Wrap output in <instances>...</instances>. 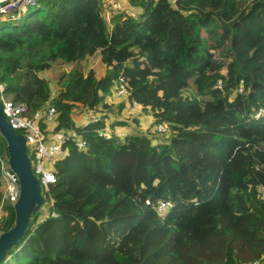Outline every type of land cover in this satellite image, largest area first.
Masks as SVG:
<instances>
[{
  "label": "trees",
  "instance_id": "16d2710c",
  "mask_svg": "<svg viewBox=\"0 0 264 264\" xmlns=\"http://www.w3.org/2000/svg\"><path fill=\"white\" fill-rule=\"evenodd\" d=\"M132 4L136 16L107 19L104 0H43L0 28L6 94L31 112L52 101L56 130L87 142L65 147L45 197L54 202L48 217L35 216L3 264L264 263V199L255 187L264 186V114L256 118L264 112V0ZM96 56L102 76L70 70L52 96L42 73ZM120 77L130 96L111 102ZM130 102L151 109L149 129L140 116L119 119ZM78 109L104 116L81 127ZM107 122L125 139L100 137ZM0 147L8 157L1 136ZM158 201L171 203L163 216ZM7 211L0 232L14 223Z\"/></svg>",
  "mask_w": 264,
  "mask_h": 264
},
{
  "label": "built area",
  "instance_id": "2783aa9c",
  "mask_svg": "<svg viewBox=\"0 0 264 264\" xmlns=\"http://www.w3.org/2000/svg\"><path fill=\"white\" fill-rule=\"evenodd\" d=\"M43 0H0V21L6 20L14 23L24 21L31 11L37 7ZM133 0H104L105 7L110 8L107 11L124 12L136 16L137 7L128 8ZM133 5V4H132ZM134 6V5H133ZM114 95L128 100L130 90L125 78L120 77L115 84ZM221 87V82L219 83ZM243 91L242 89L240 90ZM119 101V100H118ZM2 102V104H1ZM121 102V101H120ZM0 105L2 112L10 123L11 127L19 135H24L28 138L30 146V156L32 158L33 169L36 176L40 179L43 196L50 192V187L57 182L56 165L65 154V147L69 144H74L79 150L87 148V142L83 136L73 129L56 130L57 112L52 105V101L47 103L46 110H38L31 112L30 108L23 103H17L14 99L6 94V87L0 79ZM128 114V118L140 116L149 120L152 124L155 122L153 113L149 107H144L137 102H130L124 116ZM264 112L259 110L256 115L258 119ZM104 113L97 111H89L85 113L83 122L79 126L88 127L91 124L101 122ZM160 134L168 133V126L166 124H158L156 128ZM126 131L118 129L113 132L109 127L108 122L106 128L99 132V136L108 140L114 136L119 137L121 140L125 139ZM8 157H5L2 148L0 147V172L1 181L3 186V199L0 202V225L9 213L7 207H13L20 195V184L17 175L12 171L8 163ZM258 193L264 199V186L256 184ZM53 200L50 204L44 207L46 219L49 207L53 206ZM150 205V202H147ZM171 208L170 202L158 201L153 209L163 216ZM57 216L56 214H53ZM242 264H264L261 261L244 262Z\"/></svg>",
  "mask_w": 264,
  "mask_h": 264
},
{
  "label": "water",
  "instance_id": "95a60500",
  "mask_svg": "<svg viewBox=\"0 0 264 264\" xmlns=\"http://www.w3.org/2000/svg\"><path fill=\"white\" fill-rule=\"evenodd\" d=\"M0 136L6 143L8 163L20 184L19 199L13 206L15 220L8 231L0 232V264L10 250L16 248L29 233L30 223L46 205L40 179L36 176L30 156L29 141L11 127L0 105Z\"/></svg>",
  "mask_w": 264,
  "mask_h": 264
},
{
  "label": "rangeland",
  "instance_id": "374dc122",
  "mask_svg": "<svg viewBox=\"0 0 264 264\" xmlns=\"http://www.w3.org/2000/svg\"><path fill=\"white\" fill-rule=\"evenodd\" d=\"M34 11V9L31 10V12ZM106 16L107 19L110 18V16L112 15V11H106ZM6 24H14V22L11 21H6V20H2L0 21V28ZM204 41L207 44H210L208 42V40L206 39V37H204ZM202 54L206 57L207 56V52L203 51ZM73 69H78L83 73H87L89 70H94L96 72V74L98 76H102L105 72V67L102 65L100 59L96 56L94 58H92L91 60L87 61V62H80V63H73V64H54L52 66V68L44 73L41 74L42 77L46 78L48 81H50L51 83V92H52V96L55 97L57 94V91L59 90V86H58V80L60 79L61 75L64 73L69 72L70 70ZM211 72H213V70L211 69ZM116 87H113V95L111 96V102H118L122 101L123 99L118 98L114 95V91H115ZM2 104V102H1ZM86 110H82V109H78L77 113L79 115H77L78 118H76L80 124V122H82V119L84 118L85 112ZM106 115H108L109 117H111L112 115H110L108 112L105 113ZM119 119L121 120H125L128 119V114L125 116H120ZM111 120V119H110ZM109 120V121H110ZM142 121V125L144 126V128H148L152 126V123L149 120H146L144 118L141 119ZM109 123V122H108ZM156 136V134H154ZM163 137H161L162 139ZM45 213V212H43ZM43 217H40V219H44L45 215H42Z\"/></svg>",
  "mask_w": 264,
  "mask_h": 264
},
{
  "label": "crops",
  "instance_id": "0c3cea01",
  "mask_svg": "<svg viewBox=\"0 0 264 264\" xmlns=\"http://www.w3.org/2000/svg\"><path fill=\"white\" fill-rule=\"evenodd\" d=\"M132 7V8H131ZM133 5L132 4H130V6L128 5V8H131V10L133 9ZM137 9H139V8H137ZM118 102H120V101H118ZM76 118H78L77 116H76ZM78 121V120H77ZM82 122H83V119H82ZM125 131V130H124Z\"/></svg>",
  "mask_w": 264,
  "mask_h": 264
}]
</instances>
